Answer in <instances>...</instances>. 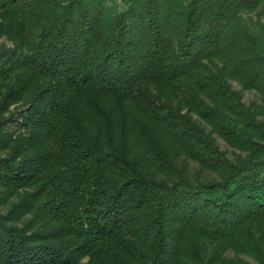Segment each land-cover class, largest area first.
Segmentation results:
<instances>
[{"label": "trees", "instance_id": "obj_1", "mask_svg": "<svg viewBox=\"0 0 264 264\" xmlns=\"http://www.w3.org/2000/svg\"><path fill=\"white\" fill-rule=\"evenodd\" d=\"M0 264H264V0H0Z\"/></svg>", "mask_w": 264, "mask_h": 264}, {"label": "rangeland", "instance_id": "obj_2", "mask_svg": "<svg viewBox=\"0 0 264 264\" xmlns=\"http://www.w3.org/2000/svg\"><path fill=\"white\" fill-rule=\"evenodd\" d=\"M115 3L117 5H120L121 6V0H115ZM234 84H235V87L236 88L241 89V86L237 82H234ZM242 93H243L244 99L246 101H251V100H254V99L255 100H260V95L255 90L244 89V90H242ZM217 141H218L221 149L225 150L230 157H233L234 156V152L236 151L235 148H233L231 145H229L224 139H222L219 136H217ZM230 255L233 256L234 253L233 252H230ZM245 258L249 259L247 256H245ZM249 260L254 261L253 259H249Z\"/></svg>", "mask_w": 264, "mask_h": 264}]
</instances>
